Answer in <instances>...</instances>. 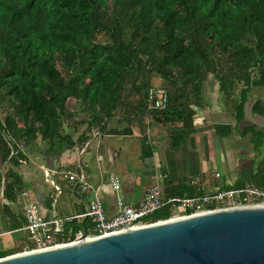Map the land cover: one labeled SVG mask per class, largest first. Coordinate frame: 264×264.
<instances>
[{
  "label": "trees",
  "instance_id": "obj_1",
  "mask_svg": "<svg viewBox=\"0 0 264 264\" xmlns=\"http://www.w3.org/2000/svg\"><path fill=\"white\" fill-rule=\"evenodd\" d=\"M155 77L168 94L165 109L147 108ZM209 80L239 135L250 133L249 178L222 187H264V0H0L3 198L19 199L24 182L16 168L26 149L42 146L50 156L89 146L114 120L128 117L140 131L167 126L169 143L178 148L195 131ZM255 81L261 92L246 117ZM71 99L90 112L84 121H74ZM163 192L195 194L180 183ZM1 211L9 230L22 225L9 204ZM167 215L162 210L152 218ZM85 228L94 233L93 224ZM78 231H61L59 239H74ZM1 241L0 258L24 247Z\"/></svg>",
  "mask_w": 264,
  "mask_h": 264
},
{
  "label": "crops",
  "instance_id": "obj_2",
  "mask_svg": "<svg viewBox=\"0 0 264 264\" xmlns=\"http://www.w3.org/2000/svg\"><path fill=\"white\" fill-rule=\"evenodd\" d=\"M261 85L260 81L254 82V92L246 105V117H249L255 95L261 92ZM216 88L212 80L205 84L203 94L207 98L203 106L196 108L195 131L178 148L170 145L167 126L149 125L140 131L126 117L112 121L108 129L82 152L83 145L64 148L50 156L44 154L42 146L37 147V151L26 149V159L16 168L23 178L25 196H20L15 203L7 202L0 188V227L6 230L0 231L3 243L10 246L15 241L21 245L30 239L24 231L9 230V219L1 211L2 203L9 204L15 219H20L22 224L23 207L28 201L39 206L45 219H59L61 231L66 234L77 230L78 226L81 227L78 232H83L85 224H92L89 218L82 216L91 195L76 192L75 186L61 173L68 169L76 172L82 169L87 181L99 186L100 201L107 216L116 212L117 194L122 195L126 203L135 205L152 186H158L163 196L166 185L180 183L193 189L189 181L194 175L211 177L218 172L221 175L215 180L218 184L219 180L231 183L228 178L232 174L248 179L252 168L250 136L246 140L234 128V119L224 110L222 95L217 93L214 102L209 99L208 93ZM256 121H259L258 117ZM6 166L0 159V174ZM44 170L49 171L48 176ZM222 170L227 178L222 175ZM110 171L116 172L121 180L120 192L114 191L107 181Z\"/></svg>",
  "mask_w": 264,
  "mask_h": 264
},
{
  "label": "water",
  "instance_id": "obj_3",
  "mask_svg": "<svg viewBox=\"0 0 264 264\" xmlns=\"http://www.w3.org/2000/svg\"><path fill=\"white\" fill-rule=\"evenodd\" d=\"M0 264H264V206L215 210L0 258Z\"/></svg>",
  "mask_w": 264,
  "mask_h": 264
},
{
  "label": "built area",
  "instance_id": "obj_4",
  "mask_svg": "<svg viewBox=\"0 0 264 264\" xmlns=\"http://www.w3.org/2000/svg\"><path fill=\"white\" fill-rule=\"evenodd\" d=\"M168 103V94L164 88L150 85L147 90V108L165 109ZM88 146H82L81 152ZM20 163L24 160L20 159ZM45 175L49 171L44 170ZM70 184L75 186L79 195L89 193L87 210L82 216H86L93 224V234L88 237L95 238L105 236L125 230L138 228L154 223H161L170 220L185 218L192 215L207 213L215 210L242 208L251 206H264V187L253 185L222 187L216 183L221 175L218 172L211 177L194 175L189 181V185L194 190L192 196H163L158 186L149 187L143 197L132 205L126 203L122 195L117 194L116 212L113 216H107L100 201L99 186L91 185L82 169L65 170L61 172ZM107 181L114 191H121V180L118 174L110 171ZM214 187V188H213ZM20 196H25L21 192ZM167 211L166 217L153 219L152 215L157 211ZM24 224L16 230L24 231L28 234L32 245H25L23 252L44 250L58 247L64 244L75 242L82 234L77 232L74 239L61 238L60 220L45 219L41 214L39 206L28 201L23 207ZM77 217H81L77 216Z\"/></svg>",
  "mask_w": 264,
  "mask_h": 264
},
{
  "label": "rangeland",
  "instance_id": "obj_5",
  "mask_svg": "<svg viewBox=\"0 0 264 264\" xmlns=\"http://www.w3.org/2000/svg\"><path fill=\"white\" fill-rule=\"evenodd\" d=\"M152 85L154 86V87H161V85H160V79H157L156 77L155 78H153L152 80ZM210 85V84H209ZM217 93L218 94H220L219 93V91H218V88H216V91L215 90H211L209 93H208V96H209V99H211V100H213V102L215 101V98H216V96H217ZM252 94H253V92H252ZM251 94V95H252ZM221 95V94H220ZM206 98H207V96L205 95L204 96V94H203V101L205 102L206 101ZM68 107H69V109L70 110H72V111H75V120L74 121H78V122H82V121H84L86 118H88V116H89V114H90V112L88 111V110H81V108L79 107V105H77L76 104V102H75V100L74 99H71V100H69L68 101ZM256 126H259V123H256ZM236 134V136L238 135V132H236L235 133ZM250 136V133H248V134H246V136H244L243 138L244 139H248V137ZM246 139V140H247ZM244 141V140H243ZM241 143H242V141H241ZM244 145H245V141H244V143H243ZM219 168L220 169H222L220 166H219ZM222 175L225 177V178H227V174L222 170ZM228 179H230L231 180V183H234L235 181H246V180H244V179H246V178H240V177H238V174H232V175H230L229 176V178ZM223 181L224 180H219V186H222L223 185ZM227 182V181H226ZM227 183H229V182H227ZM214 188V187H213ZM5 229V227H0V231H1V233H4V232H2L3 230ZM4 231H6V230H4ZM5 237H7L8 238V236H5ZM0 241L2 240V237L0 236ZM2 242V241H1ZM25 244H31V242L29 241V240H25V242H23V244H21V245H25ZM13 245H17V243H15V241L13 242V244L11 243L10 244V246H13ZM0 247H1V245H0ZM20 252H23V249L21 248V251Z\"/></svg>",
  "mask_w": 264,
  "mask_h": 264
}]
</instances>
